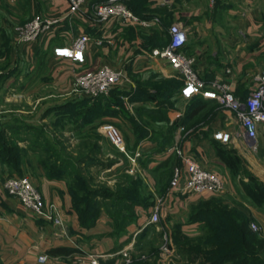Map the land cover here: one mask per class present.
Listing matches in <instances>:
<instances>
[{
    "label": "crops",
    "instance_id": "crops-1",
    "mask_svg": "<svg viewBox=\"0 0 264 264\" xmlns=\"http://www.w3.org/2000/svg\"><path fill=\"white\" fill-rule=\"evenodd\" d=\"M97 1L102 0H91L90 2L94 3ZM185 1L189 3L195 2L196 0ZM202 1H205L206 4L208 3V0ZM216 1L217 6L215 7L217 16L219 18L222 17L224 21L221 24L215 25L213 28L208 25V22L202 25L204 17L207 16L203 6H194L191 10H187L186 7H182V0H150V8L157 11H167L170 7L174 8L175 11H172L170 8L172 13H169L167 17L165 14L157 13V15L160 14L161 25L157 27V30H163V28H165L166 34L168 26L164 27L162 24L166 25L169 21V25L179 23L185 27L188 30V39L184 52L186 55L195 57L196 64L194 68L199 79L206 83L214 79L225 80L230 83L234 96L243 100L253 87L254 77L264 71V69L261 70L259 68V64H262V58L264 57L263 19L259 18L261 13H259V9L253 5V1L255 0ZM211 8L212 7L207 4L205 10L211 11ZM66 9L67 5L65 0H0V78L5 76V83H13V62L15 67H19L18 64L20 63H25L29 71H33L37 67H48L53 79L61 86L71 83L77 74L95 69L92 64V56L97 49H92L90 54L86 56V62L81 65L53 56V49L55 47L68 45L70 43L71 37L67 34L71 26L75 27V30L78 31L76 35L82 33L89 35V33L92 32L98 33L100 37L103 36L105 38L111 34L114 35L118 33L123 34V36L127 35L126 31L129 29V27H127L129 25L113 24L109 27L107 32H103L99 29L97 30L95 24L87 20L85 15H76L71 17L70 21L69 18L61 20L50 32L46 33L45 37L42 35L44 37L43 39H41V37L39 38L40 40L38 39L33 43H15V39L13 38V23L28 22L37 15L60 19L65 15ZM139 30H141L140 32L142 34L152 35L154 29L141 28ZM200 31L204 34L216 33L218 35V43L215 42L217 51L208 53V43L205 41L197 40L194 42L193 46L188 44L189 36L194 34L195 38ZM140 32L138 31L135 36L138 43L142 42L141 38L138 36ZM144 49L146 48L144 47ZM147 49L149 50V48ZM152 49H155V47L151 48V50ZM150 59L152 60L149 63L144 59L135 60L133 62L135 64L139 62L140 66L136 68L134 64L132 65L134 78H131L130 73L127 74V77L125 75L124 81L126 82L127 80V84L123 85V92L130 94L135 89L136 76L145 75L144 77L147 79L149 75L153 74L161 79H169L175 75L173 70L165 62H160V60L154 58ZM215 59H217V61H215ZM162 63L164 64V68H162ZM129 78H131V81ZM240 89L244 91L242 92ZM149 91L154 92L151 89ZM175 96L180 102L179 108H170L166 113L168 120L167 126L176 125V128L172 131V143L169 146L174 143H179L185 152L193 154L196 161L203 169L216 173L225 181V192L231 195L232 191L227 181L218 174L217 170L222 168L223 165L219 159L215 157L211 146L218 143L223 146H233L236 150L242 148V150L249 151L250 149L247 147L244 140L238 138L231 141L228 145L215 140L213 137L200 143H195V141L191 139L192 134H189V131L185 129L184 119L194 118L201 110L217 104L214 101L202 99L200 96L185 101L181 98L180 90ZM122 100L125 112L137 121L135 108L145 104L143 102H129L127 97H123ZM197 102H202L201 105L205 107L198 110L196 114L192 116L191 110ZM182 103L186 105V114L184 110L180 111L182 109ZM150 107L153 106L150 105ZM233 117L232 114V118L229 117L230 122L226 125L233 124L232 128L220 129L215 131L214 134L221 132L234 135L239 131L238 124ZM120 119L118 124L107 121L108 124L116 126L120 130L124 139L125 154L122 158L126 162V168L128 169L125 168L120 173L133 169L134 175L130 176L138 175L142 177L145 182L147 180L149 190L152 193H157L160 190L159 187L155 190L152 176L161 170L158 164L169 158L174 160V155L167 152V150L163 151L159 149L158 144L152 140L151 132H149L147 137L136 141L129 119L126 116ZM177 127H180V131L177 130ZM259 131H264V124L258 127L257 134ZM191 146H195L197 150L190 149ZM136 154H138L135 158L136 165L134 164L133 166L128 157L132 158L136 156ZM252 155L257 156L256 153L249 155L252 158V173L255 178H258L264 185V162L262 164V162H259L258 158H254ZM115 160H117L116 164L112 165L111 168L119 162H122L119 158ZM1 183L2 182H0V247L9 253V257L12 259L13 264H77L78 259L75 257L77 256L75 254L76 242L83 246V250H92L91 254L99 255L101 257L99 259L100 262L104 264H118L121 260V253L123 251H127L134 256L135 261L132 264H178L175 260L176 258L173 256L175 250L172 241L171 244L167 246V251H164L158 245H154L152 250L146 249L144 250L145 252L140 251L141 247L137 243L136 236L137 233L145 227V224L140 230L133 231L127 242L113 238L111 235V219L103 213L99 216L94 227L90 229L80 228L77 216L69 205V198L66 194L65 185L61 182L48 181L44 177H39L37 180L32 181V184L36 187L45 204L54 203L61 211L67 237H60L57 227L35 219L27 214L16 199L7 195L3 189V183ZM201 198L203 197L197 195L170 194L167 192L160 213V221L163 220L161 228L164 229V236L162 238H171L173 235H171L170 232L174 226H180V229L183 231L182 234L189 237L197 235L200 224L188 222L187 212L189 209L188 207L192 205L194 201ZM253 214L258 216L257 212ZM258 219H260L259 216ZM154 237L158 238L159 235ZM77 238L80 239L78 240ZM57 248H67L73 250V252L69 255L57 256L48 254L50 250ZM40 255H46L48 260L45 263H39L38 257Z\"/></svg>",
    "mask_w": 264,
    "mask_h": 264
},
{
    "label": "rangeland",
    "instance_id": "rangeland-1",
    "mask_svg": "<svg viewBox=\"0 0 264 264\" xmlns=\"http://www.w3.org/2000/svg\"><path fill=\"white\" fill-rule=\"evenodd\" d=\"M253 2V5L259 9L261 16L263 15L262 17L259 16V18L263 19L264 23V0H255ZM181 4L182 7H186L187 10H191L194 8V6H203L207 16L204 17L202 25H205L206 22H208V25L213 28L215 25L221 24L224 21L222 17L219 18L217 16L215 7L217 6L216 0H208L207 4L212 7L211 11L205 10L207 4L202 0H196L195 2L189 3L185 0H182ZM170 8L167 10L168 14L172 13ZM171 9L172 11H175L174 8ZM68 18L70 21V17ZM27 23L28 22L17 24L13 23V38L15 39L16 44L23 43L17 40V34L19 29L24 27V25ZM160 26L161 25L159 23L158 26L156 25L153 29L157 30V27ZM127 27L134 31L135 36L137 35L138 31H141L139 30L141 28L136 26L129 25ZM164 29L165 28H163V30L158 29L156 33L159 39H162L166 43L167 36ZM69 30L70 31L67 35H69L71 38L76 36L78 33V31H76L75 27L73 26H71ZM45 35L46 34L43 36L45 37ZM43 36H41L42 38H39L43 39ZM87 36L91 41L88 54H90L92 49H97L95 54L93 56L91 55L93 68L95 69L101 66H108L112 69L123 71V74L126 75V77L127 74L130 73L132 78L134 76L132 65L134 64L136 68H139L140 66L139 62H136V64L133 63L135 60L144 59L148 63L152 60L148 57V53L151 49H144L143 41L138 43L135 37L131 39L127 35L123 36V34L119 33L114 35L111 34L110 36L104 38L102 45L97 46L96 42L101 39L100 35L98 33L92 32ZM197 40L208 43V53L211 51H217L216 43H218V35L216 33L204 34L202 31H200L195 36V38L194 34H192L189 36L188 44L193 46L194 42ZM155 48H158V43L156 44ZM215 61H217V59H215ZM18 66L19 67H15L13 62L12 84L10 82L5 83V76L0 78V182L3 183L6 179L11 177L24 176L28 177L31 182L37 180L39 177H44L46 179L44 176L45 169L42 167L41 161L46 158L45 153L48 147L52 148L55 155L59 154L62 158L64 157L68 160H71V163H74V160H76V158L82 157L79 155L83 154L81 148H79V145L90 141L92 145L97 144L99 146V152L96 151L92 154L95 161H102L105 164L107 161L112 160L115 161L114 164H116L117 160L115 159L119 158L122 160V162H119L109 170L98 166L86 168L83 164H76L74 169L84 178L86 184L91 189H96L98 192H104L106 194L114 193L117 185H121L127 181V178L124 176L134 175V172L133 169H129L124 173H120L127 166L126 162L121 156L124 154L120 153L112 146L100 128L103 125L108 124L107 121L118 124V122L121 120L120 118H123L125 115L123 113L111 115L109 113L102 112V114L99 113V115H97L94 120L90 121L91 114L84 113L87 107H89V102L85 103V101L90 100L80 97L74 92L75 78L73 81H71V83L61 86L53 79L48 67H37L33 71H29V68H27L25 63H20ZM162 68H164V64ZM259 68L261 70L264 69V57L262 58V64H259ZM144 76L145 75L139 77L136 76L135 78L145 80L146 78ZM149 77L155 82L158 80H163L157 75L153 74L149 75ZM131 78H129L130 81ZM169 79L178 81L179 83L181 82L180 78L176 75H173V77ZM124 80L125 79H123L113 89L122 91L123 85L127 84V80L126 82ZM241 90L242 92L244 91L243 89H240V91ZM174 106L179 108L180 102L178 99H176ZM181 106L182 109L180 111L184 110L186 114V105H183L182 103ZM229 117L232 118V113H230L228 110L223 109L218 105H212L201 110L194 118L184 119L185 129L189 131V134H192L191 139H193L195 143H200L206 139H209L210 137H213L214 132L217 130L232 128L233 124L226 126L230 122ZM80 119H83L84 121L82 122V125ZM257 141V149L255 151L249 150L250 152L242 150V148L240 150H236L233 148V146H223L218 143L211 146L215 157H217V159H219L223 165L222 168L217 170L218 174L225 178L232 193L231 195H228L225 192L221 195L204 196L201 199H197L192 205L188 207V222H190L189 217L192 209L197 207L198 204L211 200H220L229 208H234L242 212L249 219V231L254 234L258 240L263 241L264 243V213L254 206L251 198L246 195V191L242 185V183H246L247 185L249 184V176L255 177L252 173V158L249 155L256 153L257 156H252L254 158H258L259 162H262V164L264 162V131L258 132ZM171 143L172 139L171 142L164 145L162 150L165 151L172 147V145L169 146ZM13 148H17L19 150L18 156L20 161L18 173L11 165H7L4 162L6 159L14 157ZM190 149L197 150L195 146H191ZM134 164L136 165V162ZM134 164L132 165L134 166ZM173 164L174 160L172 158H169L168 160L158 164V167H160L161 170H159V172L154 174L152 177L155 190L159 187L160 191L157 193H152L149 190V184L147 183V180L146 182L144 181L146 190H141L140 196L142 197V200L139 201L138 206L133 207L131 210V213L133 214L132 218L124 222L123 217H118V219L115 220L117 221V225H115V221L111 219V235L116 240L120 239L124 242H127L131 236V233L133 231L140 230V228L145 224V227L140 230L136 236L137 243L141 247L140 251H144L146 249L152 250L154 245H158L161 249L167 251L166 248L171 244L172 241V245L175 250L173 256L176 258L175 260L178 264H199L200 262H203V258L201 257L202 255L199 257L193 256L191 261L188 259L191 263H188L186 257L182 258L179 253L176 252L174 242V235L177 234L176 226H174L170 232V234L173 235L171 238H162L164 236V229L161 228L163 220H161L156 225L148 224V219L152 213L156 201L158 199H162L164 202V198L167 195L171 167ZM68 171L69 169L66 171V173ZM55 182L63 183L66 189V181L57 180ZM66 194L68 196L67 191ZM68 198L69 205L71 207V199L69 196ZM96 202L98 204L105 203V206L108 207L109 211L113 209L112 207H117V205L112 206L113 204L109 201L103 202L101 200H96ZM105 209L106 208L100 209L99 216H101L102 213L106 214ZM255 212H257L260 219H258V216L253 214ZM253 223L258 227L256 232H254L250 227V225ZM179 231L183 233L181 229H179ZM200 233L201 230L199 228L197 235L191 237L185 234L183 235L188 238L187 244L195 247L194 243L197 242H195L194 239H196ZM156 235H159V237H154ZM77 239L79 240L80 238ZM177 243L182 245V243L185 242L181 240ZM76 245L75 254L77 256L75 257L77 259L80 257L85 258L91 254L92 250H83V246L79 245L78 242H76ZM128 254L130 259H133L134 256L130 253ZM260 257L264 260V253H262ZM234 263L235 262L233 261L231 264ZM0 264H13L12 259L9 257V253L3 250L1 247ZM77 264H80L78 260Z\"/></svg>",
    "mask_w": 264,
    "mask_h": 264
},
{
    "label": "built area",
    "instance_id": "built-area-1",
    "mask_svg": "<svg viewBox=\"0 0 264 264\" xmlns=\"http://www.w3.org/2000/svg\"><path fill=\"white\" fill-rule=\"evenodd\" d=\"M67 9L60 19L43 16L33 17L24 27L20 28L17 40L23 43L36 41L61 20L76 15H85L86 19L95 24L103 32H107L113 24L131 25L144 29L154 28L160 23L159 15L151 19H140L132 13L121 0H102L91 3V0H65ZM89 8V9H88ZM167 44L163 48L152 49L148 57L165 62L182 81L180 89L181 98L185 101L200 96L202 99L214 101L218 106L233 114L239 131L234 135L215 133L213 138L223 144H230L234 139H242L247 147L257 149V130L264 124V71L254 77V84L248 95L243 100L236 98L230 83L222 79L203 82L195 70L196 59L186 55L184 48L188 39V30L179 23H173L166 29ZM105 37H101L96 45H102ZM90 38L85 34H78L71 38L68 45L55 47L53 56L69 60L74 64H84L90 46ZM228 72V71H227ZM125 75L121 70L108 66H101L94 70L79 73L75 77L74 92L80 97L95 99L107 96L116 87ZM100 130L108 141L119 152L125 154L124 139L121 132L111 124L103 125ZM180 131V127H177ZM167 152L174 155V164L171 167V178L168 193L197 196H216L225 193V181L212 171L203 169L191 153L185 152L179 143H174ZM136 156L129 161L134 164ZM3 189L8 196L16 199L23 210L33 218L41 220L59 229L60 237H67L65 224L61 211L54 203L45 204L41 195L31 180L24 177H11L3 182ZM163 201L158 199L148 219V224L156 225L160 222ZM256 232V224L250 225ZM81 258V257H80ZM78 259L80 264H104L100 256L89 254ZM48 260L46 255L38 257L39 263ZM131 259L127 251L121 253L118 264H130Z\"/></svg>",
    "mask_w": 264,
    "mask_h": 264
},
{
    "label": "trees",
    "instance_id": "trees-1",
    "mask_svg": "<svg viewBox=\"0 0 264 264\" xmlns=\"http://www.w3.org/2000/svg\"><path fill=\"white\" fill-rule=\"evenodd\" d=\"M121 1L140 19H151L157 13L165 14L166 17L169 15L166 10L151 9L150 0ZM169 24L170 21L166 25L162 24V26L166 27ZM127 31V36L133 39L135 37L134 31L132 29ZM138 36L143 41L145 48L151 49L157 43L158 48H163L167 44V40L165 43V41L159 39L156 30H153L152 35H145L140 32ZM135 84L136 87L130 94L112 89L107 96H99L93 100L85 101V103L89 102V107L84 113L91 114L90 121L102 112L111 115L123 113L129 119L136 141L147 137L151 132L152 140L158 144L159 149H162L165 144L171 142L172 131L176 128V125L167 126L166 113L170 108H175V95L181 89L182 82L179 83L170 79L155 82L149 77L145 80L135 78ZM150 89L154 92H150ZM123 97H127L129 102H143L145 104L135 108L137 121L125 112ZM201 103H195L194 108L191 110L192 116L205 107ZM149 104L153 107H150ZM80 120L82 125L84 121L83 119ZM79 146L84 155H79L82 157L76 158L74 160L75 164L71 163V160L62 158L59 154L55 155L52 148L48 147L45 153L46 158L41 161L42 167L45 169L44 176L46 179L48 181H66V191L71 199V209L76 214L79 226L82 229L94 227L99 218L100 209L104 208H106V214L113 221L117 220L118 217H123L124 222L130 220L133 215L131 210L133 207L138 206L139 201L142 200L141 190H146L144 180L138 175H126L124 177L127 178V181L117 185L115 192L110 194L91 189L84 178L75 171L76 164H83L86 168L98 166L109 169L115 161L109 160L105 164L102 161H95L92 154L96 151L99 152V146L97 144L92 145L90 141ZM18 153L19 150L13 148L14 157L4 161L7 165H11L17 173L20 161ZM68 169L69 171L66 173ZM248 181V185L242 183L246 195L251 198L254 206L264 213V185L253 176H249ZM96 200L109 201L113 204L112 206L117 205V207H112L113 209L109 211L105 203L98 204ZM189 220L191 223L200 224L201 233L194 239L197 242L194 243L195 247L187 244L188 238L179 231L180 226H176L177 234L174 235L176 252L182 258L186 257L188 263H191L193 256L199 257L202 255L203 262L199 264H231L233 261L234 264H264L263 258L260 257L264 253V243L249 231V219L239 210L229 208L220 200H211L200 203L193 208ZM115 223L117 225V221ZM181 240L185 243L179 245L177 242ZM72 252L71 249L57 248L50 250L48 254L57 256L69 255ZM134 261L133 257L131 264Z\"/></svg>",
    "mask_w": 264,
    "mask_h": 264
}]
</instances>
